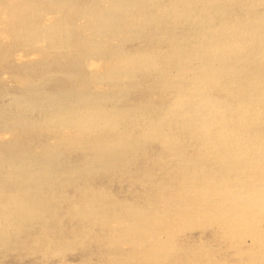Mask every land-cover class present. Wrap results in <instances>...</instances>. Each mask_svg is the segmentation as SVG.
<instances>
[{"label": "bare ground", "instance_id": "obj_1", "mask_svg": "<svg viewBox=\"0 0 264 264\" xmlns=\"http://www.w3.org/2000/svg\"><path fill=\"white\" fill-rule=\"evenodd\" d=\"M8 10L17 21L12 28L18 38L47 48L56 39L62 46L70 40L55 13L70 10L79 17L82 31L76 39L87 48L82 64L88 75L75 79V87L62 88V94L38 91L25 98L10 96L7 103L40 111L35 122L18 112L22 127L75 130L67 147L81 144L87 152L83 163L61 168L56 159L67 147L55 134L50 136L53 142L37 152L41 144L25 143L28 135L6 139L9 130L0 129V165L7 166V178L20 186L18 191L0 187L1 243L21 234L30 218L43 226L54 214L55 205L47 206L50 199L41 198L43 187L96 169L124 171L139 146L154 139L168 147L178 165L172 176L177 184L165 183V191L160 190L161 197H167L162 207L118 202L116 211L85 185L83 199L67 212L89 215L91 223L109 229L112 247H129L133 264H158L168 258L178 225L192 220L214 225L238 248L250 241L247 259L240 264H264V0H88L82 5L74 0H21L17 9ZM20 10L27 13L24 18ZM41 11L48 17L42 25L33 22ZM151 25L153 49L127 51L119 41L106 53L108 61L92 55L104 49L109 38L116 39V33L123 32L121 39H138L139 31ZM160 42H168L166 51ZM137 73L151 80V92L169 96L167 103L150 114V102L116 111L107 108L108 101L142 83ZM107 83L115 86L107 93L84 90ZM119 120L120 128L114 127ZM135 127L137 137L130 134ZM100 130L99 139L92 137ZM184 146L197 152L193 162L180 157ZM71 239L83 237L73 234ZM122 254L114 264H130L121 260Z\"/></svg>", "mask_w": 264, "mask_h": 264}, {"label": "rangeland", "instance_id": "obj_2", "mask_svg": "<svg viewBox=\"0 0 264 264\" xmlns=\"http://www.w3.org/2000/svg\"><path fill=\"white\" fill-rule=\"evenodd\" d=\"M74 1L82 5L88 0ZM20 3L21 0H0V129L9 130L6 139L28 135L26 140L24 139L25 143L30 146L35 142L41 144L40 147H35L37 152L42 146L53 142L50 136L54 134L56 138L63 141V146L67 147V142L76 133L75 130L72 132L59 126L55 129L46 126L29 129L22 127L18 122V112L35 122L40 120V111L36 108L20 110L15 104L9 105L7 102L10 96L25 98L38 91L46 94H62V88L75 87V79L79 80L80 77L88 75V70L82 64L87 48L79 45L76 39V34L82 31L78 24L80 19L70 10L55 13L59 23H62L65 30L69 32L70 40L65 43L66 46H62L56 39L53 42L54 46L47 48L45 43L40 46L38 42L20 39L18 34L14 33L17 21L14 20L15 17H10L8 7L17 9ZM45 5L43 2V6ZM19 12L23 18V15L27 14L21 10ZM41 14L34 15V23H41V25L47 23L48 17H44V11H41ZM152 26L147 31L140 30L138 39H134L136 35L121 39L123 32H118L115 34L116 39L109 38L105 48L91 51L92 55H103L108 61L106 53H110L119 41L127 51H135L138 48L153 49L150 40L152 33L149 32L155 28ZM166 43L168 42H160L159 48L166 51ZM83 50H85L84 55ZM72 72L77 74L74 75V79L68 78L69 73ZM134 76L139 77L140 80L142 78V83H133L134 85L127 88L123 97L108 101L107 108L116 111L123 106L133 107L150 102L151 109H147L149 114L161 110L159 107L167 103L169 96L164 92L161 94L158 90L151 92L153 90L148 89L151 87V80L144 74L137 73ZM27 81H33V83L29 84ZM113 87H115L113 83H107L102 84L101 89L97 85H89L84 90L94 95L107 93L113 90ZM96 102L99 103L97 100ZM121 121L123 122L119 120L114 127L120 128ZM100 132L103 133L102 130L95 131L92 137L99 139ZM130 134L137 137L139 135L137 128L135 127ZM148 141L139 146V152L127 163L124 171L110 167L105 170L96 169L92 172L86 171L83 175L76 173L77 176L68 181L43 187L41 198L47 196L50 199L47 200V206L55 205L54 214L45 219L46 224L43 226L37 219L30 218L31 221H25L26 228L21 234L10 236V241L4 244L0 241V264H114V259L117 260V254L120 253H123L121 260L126 258L129 259L127 263L133 264L135 258H132L134 254L129 247L118 250L112 247L110 237L113 233L109 229L101 227L98 223H91L92 218L90 219L89 215L84 216L73 212L72 209L70 212L67 210L73 203H79L83 199L85 185L109 209L114 207L113 209L117 211L118 202L125 207L132 205L149 209L162 207L167 197L166 195L161 197L164 194L160 190L165 191L166 188H162L165 183L177 184V180L172 179V176L177 173L178 165L175 157L168 151V147L154 139ZM69 145L72 147L65 148L64 153L56 159L57 165L61 168L81 164L85 158L87 152L85 145ZM181 150L180 157L184 160L193 162L197 158L195 150L185 146L181 147ZM0 187L6 191H18L20 187L17 182L7 178V166L4 165H0ZM111 219L110 215L106 220ZM178 226L179 229L172 239L173 251L168 258H163L158 264H240L247 259L245 258L247 257L246 249L250 246V241L242 243L239 249L236 247L237 242L221 237L215 226L210 223L192 220ZM261 228L264 229V221L261 222ZM73 234H79L83 239L73 240L74 238L71 239Z\"/></svg>", "mask_w": 264, "mask_h": 264}]
</instances>
